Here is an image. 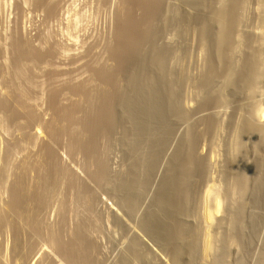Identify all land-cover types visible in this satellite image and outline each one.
Returning <instances> with one entry per match:
<instances>
[{"label":"bare ground","instance_id":"1","mask_svg":"<svg viewBox=\"0 0 264 264\" xmlns=\"http://www.w3.org/2000/svg\"><path fill=\"white\" fill-rule=\"evenodd\" d=\"M118 3L105 58L68 64L40 36L12 40L0 69V133H13L0 152V264H100L101 195L117 227L134 229L119 264H229L236 249L233 264H264V126L251 123L264 118V0ZM36 4L48 21L58 14Z\"/></svg>","mask_w":264,"mask_h":264},{"label":"rangeland","instance_id":"2","mask_svg":"<svg viewBox=\"0 0 264 264\" xmlns=\"http://www.w3.org/2000/svg\"><path fill=\"white\" fill-rule=\"evenodd\" d=\"M37 1H39V0H36V2H35V0H0V55L2 54L0 56V61L3 62L2 64L0 62V69H6L7 71L8 70L10 71L11 67L8 65L10 62V65L12 66V62H11L12 59H10L12 57V55H10L12 49H10V46L12 48V45H11L13 43L12 40L17 38V35H20L19 37H21L22 40H29L30 42L33 41L32 43L35 44L36 46H37V44L39 45V41L37 39H39L38 37L40 36V37L44 38L47 42L49 41V43H52L51 45L55 46V44H56L55 47L64 48L67 53L63 57V60L67 61L68 64L71 61L73 62V60H76V59L80 58L81 56L86 55L87 53L89 54L90 51L92 53H94L93 54L94 56L95 55L96 56L101 55V57L105 58L104 57L105 54L102 55L104 53V52H102V51H104L102 49L104 48L106 42L109 41V39L111 40L113 38L112 35H114V31H115V27H116V25H114V24H116L115 22L117 19L116 14H117V12H118L117 10L119 8L118 7L119 6V3H118L119 0H51V1L49 0V2L51 3V6L52 5L55 6L56 3L58 2L56 5L57 7L55 6L56 7L55 9L59 14V16H58V14L56 12L55 13V14H57L56 17H54V16H53V18L51 17L52 19L49 20L50 22L47 20L48 17H46L47 16L46 11H44L43 9H41V10L39 9L38 5L36 4ZM116 2H117V4H116ZM251 4H252L251 5L252 7H250L247 14L249 15V18L252 17V20H253V19H255L254 16H256L255 13H257V12H255L257 10L256 9L257 5H255L254 2H251ZM252 9H253V11H252ZM43 11L46 14H44ZM47 23H50V24H47ZM253 24H255V21H254V23L252 22V25ZM254 28L256 29V27H253V29ZM256 30H259V29H256ZM36 42H38V43H36ZM49 43H47L48 45H45L46 48L48 46H50ZM83 46L86 47L85 50H84ZM91 47H93V48L91 49ZM9 49L11 51H9ZM67 49H70V51ZM44 50H46V49L44 48ZM68 52H70V53H68ZM1 58H3L4 60ZM201 61H202V63L200 65L199 62H201ZM203 61L204 60H203L202 56L201 57L197 56L195 64L202 66L204 63ZM4 62H6L8 64L6 65ZM43 74L41 77V81L43 79V81L46 82L47 79L44 80V78H46V77H45V75L43 76ZM73 76H75V74ZM75 77H77L76 82H78V80L80 79V75L76 74ZM75 77H74V79L73 78H71V79L75 80ZM81 78L83 79V77H81ZM43 81L41 83L44 84ZM45 86L42 85V88H45ZM48 86L49 85L47 83V86H46L44 93H47V91L49 89ZM261 93L260 94L263 98L261 97L259 100L263 101L264 92H261ZM45 96L47 97L46 94H44V97ZM259 97L260 96H258V98ZM263 108H264V104H263ZM224 110L225 111L222 110L223 112H221L224 117L227 116L226 117L227 119L232 118V117L237 119V114H236L237 112L235 111L234 108L229 107L227 109L225 108ZM251 120H252L251 123H253V120H254V123H257V124L262 123L261 125H259V124L258 125L261 127L264 126V118H261V120L259 119L260 122L258 120V117L252 118ZM0 123H3V122H0ZM4 125H5V123H3V126ZM5 126H7V125H5ZM5 128H8V127H5ZM5 133H4V131L2 133H0V135L2 134V136H0V148H1L0 152H3V153H5L7 151V149L9 148L8 142L11 141L10 140L11 137L13 138V135H11V134H13L12 132L11 133L9 132L6 134ZM6 135H8V136H6ZM258 139H259L258 135H257V137L253 136L250 140V144H252L254 141H256ZM205 148H208V147L206 146ZM248 148H249L248 149L249 152H251L252 151L251 145H249ZM202 151L204 152V154L207 153L206 155H209V153H210L209 149H207V150L205 149V151L203 149ZM219 152L221 153L219 160L222 161L224 155L221 151V148H220ZM117 153H119V154H117ZM251 153H250V155H253V152H251ZM68 157H69V155L67 156L66 151L62 150V153L60 154V158L62 160V163L65 165H66V163H67V165L69 163L68 167L70 165H72L69 168L70 169L72 168V170L74 169L73 172L77 171L75 174H77V176L79 178H81L83 176L81 179L87 181L86 174H84L85 172L82 170L81 167H77V166H81V164H79L81 161V158L80 157L77 159L75 158L78 161L80 159V161L78 163L76 160H75V162L73 161L74 158L72 159V158H68ZM250 157H252V156H250ZM64 159H66V160H64ZM71 159H72V161H70ZM110 159H111V161H113V162L110 161L111 162V169L113 171L117 172L120 169L123 170V168H122L123 166L121 163L122 162V155H121L119 149H115V151L112 150L111 155H110ZM72 162H74V163H72ZM119 162L121 163V165ZM78 168L79 169L81 168V169L79 170ZM75 169H77V170H75ZM81 170H82V172H81ZM80 174H81V176H80ZM87 183H88V181H87ZM88 185H92V187H94V185L92 183L90 184V182L88 183ZM101 194H104V193H101ZM108 197H109L108 195L107 196L101 195L100 200L103 199L104 201L102 200L101 203H98L100 207L97 204V212L100 216L103 215L104 218L102 217V222H103V219H104V222L102 223V230H100V232H98V234L93 233V235L96 234L95 235L96 237L93 236V238L96 241L98 240L97 241L98 246H99L98 257H99V260L101 259L100 264H102V262H104L103 264H114V263L119 264L118 259H119V257H122V255H121V254H123L122 252L126 250L124 248L125 247L127 248L128 239L130 237V234L131 235L133 234L132 231L134 229H131V231H130V230H123V229L117 227L116 223L113 222L114 221L113 217L111 216V210L112 209L111 210L109 209L113 206V202H112V199L110 197L108 199ZM107 200H109V201H107ZM222 215H224V214L222 213ZM222 215H221V217H222ZM53 216L54 215H52V218H51L52 222L55 220L54 219L55 217H53ZM72 218H74V217H72ZM72 218H70V219H72ZM74 219L72 221L70 220V227L71 226L73 227L74 222H75ZM131 222H133V221H131ZM131 222H129V223H131ZM133 224H134V222H133ZM133 224H130V225H133ZM115 225H116V227H115ZM263 227H264V225H263ZM121 233L123 236L121 235ZM123 233L128 235L129 237L124 235ZM261 236L263 238L264 235L261 234L259 236L261 241H262ZM259 237L254 239V240H256V242H254V240H253V245H254V243H256L254 245L255 247L252 245L254 247V250H253V248H252V250L256 251V252H254L255 254H257V251H259L258 249L261 248L260 246L262 244ZM121 246H123V247H121ZM157 250L160 251L159 247L157 248ZM235 251H237V249L234 250L232 257H231L230 261L228 262L229 264H233L232 262H235L234 259H236L237 257H239L241 255V251L239 249L237 252L238 254ZM113 256H114V258H113ZM232 258H233V260H232ZM208 261H209V263H208ZM208 261L206 260V261H204L205 263L204 262L203 263L204 264H206V263L210 264V260H208ZM248 261L249 262L251 261L250 264H253L252 258H249ZM133 263H135V262H133ZM166 263H167V261H165V264Z\"/></svg>","mask_w":264,"mask_h":264}]
</instances>
